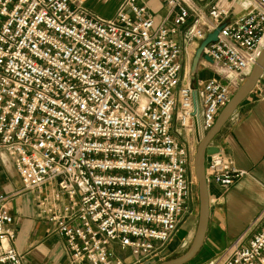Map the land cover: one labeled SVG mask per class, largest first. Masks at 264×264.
Here are the masks:
<instances>
[{
    "label": "built area",
    "instance_id": "2783aa9c",
    "mask_svg": "<svg viewBox=\"0 0 264 264\" xmlns=\"http://www.w3.org/2000/svg\"><path fill=\"white\" fill-rule=\"evenodd\" d=\"M162 1L157 22L142 0L112 18L76 0H0V154L63 238L67 264L168 253L195 183L180 134H205L263 48L264 0ZM222 24L199 63L211 75L192 82L195 43ZM243 175L220 151L207 156V181L223 190ZM263 217L207 264H264V220L253 231ZM12 224L0 191V264H23Z\"/></svg>",
    "mask_w": 264,
    "mask_h": 264
},
{
    "label": "crops",
    "instance_id": "0c3cea01",
    "mask_svg": "<svg viewBox=\"0 0 264 264\" xmlns=\"http://www.w3.org/2000/svg\"><path fill=\"white\" fill-rule=\"evenodd\" d=\"M76 1L101 17L112 18L123 0ZM142 1L157 22L165 17L166 7L162 0ZM212 1L193 0L202 10H208ZM167 24L171 25V22ZM175 39L182 45L181 36H175ZM197 46L195 43V49ZM193 47L194 44L188 49ZM202 72V66H199L196 78L206 79L200 76ZM211 145L231 158L236 169L244 171V175L226 190L208 182L209 215L199 252L207 246L213 257L247 230L264 209V76L214 137ZM0 191L7 197L13 216L14 245L22 255L23 264H67L63 238L53 232L51 224L37 215L34 194L24 190L12 162L4 153L0 154ZM263 220L264 217L253 231Z\"/></svg>",
    "mask_w": 264,
    "mask_h": 264
},
{
    "label": "water",
    "instance_id": "95a60500",
    "mask_svg": "<svg viewBox=\"0 0 264 264\" xmlns=\"http://www.w3.org/2000/svg\"><path fill=\"white\" fill-rule=\"evenodd\" d=\"M223 26L224 24L218 26L215 30L208 33L205 38L199 42V45L195 49L190 64V79L192 82H194L196 79V74L201 58H203L207 62H211L210 57L206 54L202 55V52L209 43L216 41L217 33ZM263 73L264 45L251 72L249 73L245 81L240 85V87L232 94L226 105L221 109L215 119L214 124L202 136L199 135L198 128H196L198 144L195 153L193 154L192 163L197 182L199 209L195 232L193 234L189 247L183 253L170 259L159 261L156 264H186L190 262L201 249L205 238L209 215L206 157L219 152V149L217 147L211 145V141L221 131L222 127L231 118L241 102L245 100L249 93L254 89L257 82L261 79ZM193 108L194 115H198L195 93H193Z\"/></svg>",
    "mask_w": 264,
    "mask_h": 264
},
{
    "label": "rangeland",
    "instance_id": "374dc122",
    "mask_svg": "<svg viewBox=\"0 0 264 264\" xmlns=\"http://www.w3.org/2000/svg\"><path fill=\"white\" fill-rule=\"evenodd\" d=\"M211 68L212 67L209 64L203 65L202 71L204 72H202L200 76L204 78L210 76L211 74H209V72L211 71ZM180 137L183 140H187L189 147L191 148V153L194 154L198 144V139L195 138L192 134L186 135L184 132H181ZM191 172H192L191 173L192 180H194L195 183L192 185V195H191L192 211L190 215L185 219V222L182 225L180 232L177 234L174 241L171 242L168 253L165 254L164 256H161L160 259L154 258L152 260L145 262L144 264H156L159 261L170 259L172 257L180 255L189 247L192 240L191 237H193L192 234H194L195 232L197 217H198V209H199L197 182L193 168ZM211 255H213V253L210 251V249L207 246H204L203 249L195 257V259H193L189 264H207L211 259H214L217 256L214 255L213 257H211Z\"/></svg>",
    "mask_w": 264,
    "mask_h": 264
},
{
    "label": "bare ground",
    "instance_id": "6f19581e",
    "mask_svg": "<svg viewBox=\"0 0 264 264\" xmlns=\"http://www.w3.org/2000/svg\"><path fill=\"white\" fill-rule=\"evenodd\" d=\"M263 39H264V38H263ZM190 59H192V58H191V56H189V60H190ZM200 135L202 136V134H201V133H200ZM192 236H193V234H192ZM191 239H192V237H191Z\"/></svg>",
    "mask_w": 264,
    "mask_h": 264
}]
</instances>
